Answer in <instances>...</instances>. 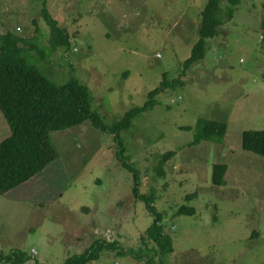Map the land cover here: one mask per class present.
Wrapping results in <instances>:
<instances>
[{
    "label": "rangeland",
    "instance_id": "1",
    "mask_svg": "<svg viewBox=\"0 0 264 264\" xmlns=\"http://www.w3.org/2000/svg\"><path fill=\"white\" fill-rule=\"evenodd\" d=\"M46 1L69 32L70 48L54 51L47 62L21 48L56 85L70 76L87 85L92 109L106 124L142 107L163 73L174 86L161 90L122 133L125 157L140 173V193L155 189L154 207L172 239L164 264H264V158L244 151L241 138L264 130V0H237L232 20L205 39L204 60L186 75L183 63L200 38L206 0ZM220 3L223 16L232 6ZM42 10L43 0H0V35L31 38L35 20L37 46L50 52ZM200 120L225 123L221 140L192 145ZM7 135L0 111V143ZM50 140L58 159L0 195V254L19 250L31 258L26 264H63L96 239L142 249L139 238L152 218L133 197V177L115 158L112 136L86 121L52 132ZM167 152L175 156L160 179L155 167ZM216 164L227 167L221 187L211 182ZM183 206L196 214L176 215ZM94 264L146 263L104 253Z\"/></svg>",
    "mask_w": 264,
    "mask_h": 264
},
{
    "label": "trees",
    "instance_id": "2",
    "mask_svg": "<svg viewBox=\"0 0 264 264\" xmlns=\"http://www.w3.org/2000/svg\"><path fill=\"white\" fill-rule=\"evenodd\" d=\"M229 3L232 8H226L221 16L220 0H206L201 12L200 38L190 57L183 63L184 75L193 64L204 60L205 39L216 36L217 29L232 20L233 7L238 1L229 0ZM47 5V1L43 0L41 17L50 28V52L46 50L48 48L37 46L41 29L35 20L32 22L34 36L31 38H22L11 32L0 35V111L8 127V135L0 143V195H7L27 183L58 159L56 148L50 140L52 132L65 131L90 121L93 127L112 136L115 158L133 177V197L144 205L152 220L139 238L142 249L138 251L126 249L118 241L96 239L85 252L71 256L63 264L98 263L104 253L113 254L116 258H131L138 263L164 264V258L173 252L172 239L165 234L163 213L154 207L155 189L152 188L148 195L140 193V173L125 157L122 133L131 127L139 113L156 103L154 98L161 90L167 86L173 89L174 86L166 81L167 74L163 73L164 80L147 94L148 99L142 107L133 108L121 119L106 124L99 112L92 109L94 97L87 85L79 83L73 76L63 85H56L43 75L38 66L31 62L27 51L21 48L37 52L45 62L54 51L70 48L69 32L52 18ZM225 129V123L200 120L192 145L209 141L213 137L221 140ZM241 138L244 151L264 158V130L244 131ZM174 156V152H167L157 160V178L164 177V166ZM226 171L225 165L216 164L212 167L211 182L215 187L224 184ZM196 196L197 193H194L187 196L186 200H194ZM175 214L195 215L196 210L183 206ZM30 260V257L19 250H12L6 255L0 254V264H26Z\"/></svg>",
    "mask_w": 264,
    "mask_h": 264
},
{
    "label": "built area",
    "instance_id": "3",
    "mask_svg": "<svg viewBox=\"0 0 264 264\" xmlns=\"http://www.w3.org/2000/svg\"><path fill=\"white\" fill-rule=\"evenodd\" d=\"M156 58H158V59H159V58H160V56H156Z\"/></svg>",
    "mask_w": 264,
    "mask_h": 264
}]
</instances>
